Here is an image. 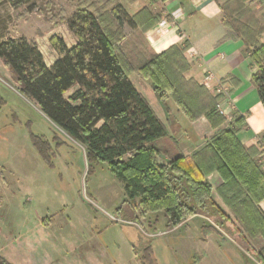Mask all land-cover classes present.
I'll use <instances>...</instances> for the list:
<instances>
[{"label":"trees","instance_id":"obj_1","mask_svg":"<svg viewBox=\"0 0 264 264\" xmlns=\"http://www.w3.org/2000/svg\"><path fill=\"white\" fill-rule=\"evenodd\" d=\"M68 1L73 13L66 18L62 7L53 15L51 0H0L13 10L23 7L26 13L43 2L49 6V22L65 21L76 38L74 45L67 46L60 36L50 37L57 58L48 67L36 43L6 37L5 28L0 29V60L18 92L84 148L89 168L92 163L106 164L122 184L125 202H136L141 214L162 211L167 230L203 215L231 239L239 238L245 247L239 246L264 264L260 206L264 202L260 164L264 131L258 136L259 147L244 148L237 139L245 126L241 116L234 115L228 127L220 129L226 118L218 106L225 97H213L203 85L183 78L189 68L183 56L187 46L172 45L158 54L148 49L144 33L158 22L148 8L130 16L118 0ZM125 1L133 4L136 0ZM247 1L220 4L221 23L229 36L242 41L245 54L256 63L251 82L264 106V44L258 41L264 23ZM135 72L149 81L162 104L171 99L190 122L204 117L217 129L190 157L178 151L165 125L134 87L130 75ZM213 173L219 178L215 192L230 216L212 197L207 177ZM258 237L263 245L254 252L250 241ZM0 264L11 263L0 256Z\"/></svg>","mask_w":264,"mask_h":264},{"label":"rangeland","instance_id":"obj_2","mask_svg":"<svg viewBox=\"0 0 264 264\" xmlns=\"http://www.w3.org/2000/svg\"><path fill=\"white\" fill-rule=\"evenodd\" d=\"M51 1L54 16L62 7L65 17H70L73 9L68 0ZM36 6L30 13L23 7L8 13L0 8V16L11 34L37 40L49 62L55 53L49 42L53 35L48 43L42 37L51 30L61 37L68 29L58 18L55 25L49 22V6L43 2ZM133 75L148 82L152 90L149 81L136 72ZM0 98L4 101L0 106V256L9 263L258 264L240 247L245 244L239 238L233 236L237 245L203 215L196 216L240 249L222 242L211 230L203 231L199 217H189L185 226L166 233L162 211L141 214L136 202H125L123 186L108 166L98 162L89 168L84 148L18 92L2 61ZM154 109L159 114L157 106ZM162 111L160 117L167 119L168 111ZM260 164L264 169V157ZM212 197L220 205L214 187ZM250 245L257 252L263 241L258 237Z\"/></svg>","mask_w":264,"mask_h":264},{"label":"crops","instance_id":"obj_3","mask_svg":"<svg viewBox=\"0 0 264 264\" xmlns=\"http://www.w3.org/2000/svg\"><path fill=\"white\" fill-rule=\"evenodd\" d=\"M118 1L130 16L142 8H148L149 12L158 16V22L144 33L150 52L158 54L172 45L187 46L183 56L189 64V68L183 73V78L203 85L206 72L212 73L224 88L222 94L225 99L219 104V112L226 118L228 125L234 115L241 116L245 126L237 133L238 141L244 148L259 147L258 136L264 131V106L258 98L256 87L251 82V77L258 67L252 58L245 54V46L242 41L229 36L221 23L222 12L219 5L226 0H161L163 2L159 0H136L133 4H128L125 0ZM246 5L254 16L261 23H264V0H248ZM0 8H4L5 13L14 11L5 2L0 3ZM1 17L3 15L0 16V29L5 28L6 37H23L27 41L37 42V40H30L23 34H11ZM68 32L66 35L61 34V38L67 46H71L75 44L76 38ZM57 33L58 31L51 30L42 38H47L45 41L48 43L50 35ZM258 41L260 44H264V34L259 37ZM191 52L194 54L191 55ZM56 58L55 53L49 62H46L43 57L48 67L53 64ZM130 80L165 125L171 140L176 142L178 151L184 156L190 157L195 151L203 147L205 140L217 131V129H212L204 117L187 124L185 115L171 99L162 104L152 92L148 82L141 80L137 75L131 76ZM207 90L213 97L218 95L215 89ZM72 91L73 89L68 94ZM155 106L159 109V114L155 111ZM165 107L169 114L167 119L164 117L165 115L160 117V111L164 110ZM224 125L226 126V124ZM222 128L224 127H220V129ZM207 179L212 189L219 184L216 173L209 175ZM219 203L221 206L223 205L221 200ZM263 205L264 202L260 204L262 209ZM194 217H199L202 220L203 231L211 230L222 242L233 243L229 239L222 238L220 233L209 227L202 217ZM187 223L188 220L182 221L166 233H171ZM236 247L238 246L236 245Z\"/></svg>","mask_w":264,"mask_h":264},{"label":"built area","instance_id":"obj_4","mask_svg":"<svg viewBox=\"0 0 264 264\" xmlns=\"http://www.w3.org/2000/svg\"><path fill=\"white\" fill-rule=\"evenodd\" d=\"M194 52H191V55H193ZM203 86L207 89H215V91L218 94H222L224 92V88L222 84L215 78V76L210 73L206 72L205 77L203 78ZM219 107V106H218ZM217 229H219L217 226H215Z\"/></svg>","mask_w":264,"mask_h":264},{"label":"water","instance_id":"obj_5","mask_svg":"<svg viewBox=\"0 0 264 264\" xmlns=\"http://www.w3.org/2000/svg\"><path fill=\"white\" fill-rule=\"evenodd\" d=\"M160 162V161H159Z\"/></svg>","mask_w":264,"mask_h":264}]
</instances>
